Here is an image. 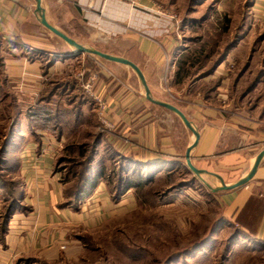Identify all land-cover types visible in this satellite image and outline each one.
Returning <instances> with one entry per match:
<instances>
[{
  "label": "rangeland",
  "instance_id": "374dc122",
  "mask_svg": "<svg viewBox=\"0 0 264 264\" xmlns=\"http://www.w3.org/2000/svg\"><path fill=\"white\" fill-rule=\"evenodd\" d=\"M115 2L159 15L176 44L173 57L168 50L165 52L166 57L171 56L169 66L175 64L170 78L172 85L168 83L174 88V97L166 92L171 86L164 84L165 95L157 98L180 108L193 124L192 113L186 107L202 109L213 105L228 118L236 117L239 108L264 114V0ZM45 3L56 22L53 25L79 43L112 54L118 51L116 36L92 27L81 16L78 0H45ZM38 32L68 48L45 26ZM3 43L0 42V55L12 49ZM200 48L204 49L201 56L197 51ZM32 54L36 56L35 51ZM80 54L85 61L78 63L75 73L85 71V76H89L94 72L98 77L96 87L103 84L106 75L116 84H123L130 74L129 81L142 90L139 78L126 66L90 53ZM39 56L43 58L44 73L49 60L47 55ZM191 56L194 60L186 67L191 74L182 83H176L180 61ZM46 82L47 91L55 88L57 92L52 102L56 117L48 128L35 125L31 128L28 118L39 116L30 107L31 99L16 93L11 84L0 88V239L8 233L13 217L33 215L37 210L36 202L42 193L41 189H31L37 182L30 180L27 168L45 162L42 156L45 153V157L53 158L52 181H48L51 193L46 199L51 200L54 211L67 212L69 220L61 228L45 225L38 231L47 230L45 236L50 241L47 247L58 242L56 249L21 255L14 264H264V242L241 226L242 223L252 229L256 226L260 201L239 220L225 216L220 191L214 192L205 184L214 188L217 180L198 177L188 169L185 152L194 134L175 113L153 104L165 129L180 146L179 163L168 167L164 161V168L155 170L154 180H142L139 160L145 154L127 151V125L114 121L112 126L105 127L80 86L76 97L78 105L84 106L82 113L80 107H66L73 98L71 91L56 88L58 81ZM196 101L203 103L199 105ZM236 131L243 135L245 130ZM240 138H233L230 145L219 147L215 154L232 147L242 149L248 139ZM262 149L264 139L249 143L244 151L236 153L224 172L228 181L245 175ZM82 151L84 157L80 155ZM216 155L209 166L215 165ZM86 174L92 175L97 186L91 188L88 184V193H79ZM129 181L139 185L128 188Z\"/></svg>",
  "mask_w": 264,
  "mask_h": 264
},
{
  "label": "crops",
  "instance_id": "0c3cea01",
  "mask_svg": "<svg viewBox=\"0 0 264 264\" xmlns=\"http://www.w3.org/2000/svg\"><path fill=\"white\" fill-rule=\"evenodd\" d=\"M115 3V0H78V4L82 7L81 16L88 20L92 27H99L100 30L109 31L116 36L114 42L117 43L118 51H113V55L123 56L141 68L155 98L165 95L164 76L169 64L168 61L171 62L170 58L174 56L173 51L176 45L173 38L165 30L159 15L154 16L150 12H142L143 10H140L139 6L134 8L128 4L122 5L117 2L115 5ZM42 6L48 21L56 24L51 19L49 5L45 3V0H42ZM101 6L102 9H100ZM114 7H118V9L115 10ZM123 9H126V12H123ZM36 10V0H0V42H4L1 45L7 43L12 47V49L8 48L5 54L0 55L2 74L0 76V88H4L6 84H11L16 93L23 94L28 99H34L45 89L46 81L49 80V83L58 81L65 83L67 89L71 91L69 93L73 95L66 107L72 109L73 107H80L78 105L79 98L76 97L79 82L75 71L78 69V63L85 60L80 56V53L74 52L69 45L68 48H63L58 40L49 36H42L38 32L44 26L41 24ZM123 21L125 22L123 23ZM20 48H28V51L24 52ZM167 50L171 52L170 58L165 56ZM32 51L36 52V56L32 54ZM39 54L47 55L50 63L47 70L43 71L44 73L41 72V60L43 58L41 59L42 56ZM126 67L132 70L128 66ZM173 72L174 65L168 74L169 84L172 83L173 79L170 78ZM106 77L103 84L97 85V89L108 101L110 119L113 122L117 121V123L127 125V137L129 138L127 151L144 153L145 155L139 160L142 162L163 163L166 161L167 165L174 162L178 163L180 146L176 145L165 129L163 118L153 108L155 107L154 103L145 97L141 83L143 91L129 81L131 79L130 74L127 76V82L123 84H116L112 78L110 79V76L106 75ZM73 83H75L74 86ZM172 88V86L169 88L171 92L168 90L166 92L174 97ZM87 100L90 105L93 104L90 99ZM196 102L199 105L203 103L202 101ZM195 106L197 107V105ZM82 108L84 109V106ZM82 108H79L81 113ZM92 108L95 110L94 104ZM186 109L191 111L193 125L199 132L198 143L191 151V160L197 168L211 172L201 175L217 180L214 188L222 187L223 182L232 184L245 176L252 166L245 175L232 182L228 181L227 174L225 175L224 172L228 171L236 153H240L241 150L244 151L249 143H260L264 139L263 112L253 113V111L248 112L244 108H239L236 117L228 118V116L218 112L217 107L213 105H208L202 109L187 107ZM237 128L245 130L243 135L236 131ZM240 136L246 141L248 139V143L242 149L232 147L229 150L220 151V155L215 154V150L219 147L230 145L233 138L239 139ZM194 140L195 135L193 142ZM237 142L239 143V140ZM33 154L37 155L35 151ZM45 155L46 153L42 154L43 160L46 159L45 162L35 163L27 168L29 169L30 180L33 183L37 182L35 185L33 184L31 189L37 191L41 189L42 193L36 202L37 210L34 211V214L32 213L33 215L13 217L8 233L5 238L0 239V264H14L13 261L21 255L31 256L38 251L47 253L50 249L58 247V242H53V247H47L50 244L48 236H45L46 233L48 234L47 230L46 232H38L45 225L61 228L69 220L67 212L54 211L53 203L46 199L51 193L48 181H52L51 161L53 158L45 157ZM215 155V165L209 166V162ZM255 159L252 165H254ZM259 165L247 184L234 189L219 190V200L225 216L235 219L246 215L249 210L255 208L254 203L260 201L256 226L253 229L246 223H242L241 226L253 237L264 242V157ZM213 173L221 175L223 181L219 180ZM57 190L58 188L55 189V192Z\"/></svg>",
  "mask_w": 264,
  "mask_h": 264
},
{
  "label": "water",
  "instance_id": "95a60500",
  "mask_svg": "<svg viewBox=\"0 0 264 264\" xmlns=\"http://www.w3.org/2000/svg\"><path fill=\"white\" fill-rule=\"evenodd\" d=\"M36 9H37L36 12L38 13L39 20H40L41 24H43V26H45L48 30H50L56 36L61 38L65 43H67L69 45V47H71V49L74 52L90 53V54L99 56L103 59L113 61L116 63H120V64L126 65L129 68H131L134 71V73L136 74V76L139 78V81H140V83L143 87V90H144L145 97L149 101H151L152 103L157 104V105L171 111L172 113H175L182 120V122L185 124V126L187 128H189L193 132V134L195 135L194 142L186 150L185 157H186V162H187L188 168L198 177H201V174H203V173H211L207 170L197 168L194 165V163H192V161H191V151L193 150V148H195V146L198 143V139H199L198 130L195 128L193 123L186 116V113H184L180 108H178L177 106H175L172 103H169V102H166V101H163V100H160V99H157L154 97V95L152 94L151 89L147 83V80H146V77H145L143 71L141 70V68L136 63H134L133 61H131L127 58H124L123 56L113 55V54L101 51L97 48L92 47V45L87 46V45H84L82 43H79L76 39H74L73 37H71L67 33L58 29L56 26L51 24L48 21V19L46 18L45 9L42 6V0H36ZM263 157H264V149H262L257 154L254 165L252 166L250 171L245 176H243L242 178H240L239 180H237L236 182H234L232 184H226L223 182L222 187H219V188H213L206 182H205V184L214 192H217L221 189H234V188L240 187L242 185H245L248 182H250L251 178L254 176L258 166H260L259 164H260L261 160L263 159ZM213 174L216 175L219 178V180L223 181V178L221 175L216 174V173H213Z\"/></svg>",
  "mask_w": 264,
  "mask_h": 264
},
{
  "label": "trees",
  "instance_id": "16d2710c",
  "mask_svg": "<svg viewBox=\"0 0 264 264\" xmlns=\"http://www.w3.org/2000/svg\"><path fill=\"white\" fill-rule=\"evenodd\" d=\"M229 22H230V18L227 17V27L229 26V24H228ZM197 51H198L199 56H201L202 53H204V49H202V48H200V50H197ZM191 60L193 62L194 57L191 56V57H188L186 60L180 61L178 69H177V73H176V83H178V84L182 83L191 74L190 68H186L187 64H189L188 62L189 61L191 62ZM55 86H56V88L60 87L61 91H64L65 89L67 90L65 83L58 82L57 84H55ZM56 93L57 92L55 91V88H51L48 91L45 88L42 92L39 93V95L37 97L30 100V107H32L37 113H39L38 114L39 116H36L35 118H33L32 115L30 117H29V115L27 116V117H29L28 122H29L32 129H34L33 125H35L36 128H48V126L49 127L53 126L51 124L55 120V117H56L55 116V112H56L55 110L56 109L54 107H52V102L54 101L53 96H55ZM6 106H9V105H6ZM30 112H31V110H30ZM28 113H29V109H28ZM32 119H33V121H32ZM84 153L85 152L82 151V153L80 154L81 157H84V155H85ZM91 159H93V158H91ZM89 162L91 163L92 160H90ZM139 163H141V166H139V170H140L139 175L141 177H143V178H141L142 180L147 178L146 180H148V181L154 180V178L156 177V174L154 175L155 170L159 169V168H164V165H165L164 162L163 163L139 162ZM173 166H174L173 163H169V165H168V167H173ZM83 179H84L83 184H82L81 188L78 190L79 193L80 192L82 193V191L85 194L88 193L89 190L86 189V186L88 184H90L91 188H95L97 186V182H96V180H94V178H92V175L86 174V176L83 177ZM135 185L137 186L139 184L132 183L129 181L127 186H128V188H131Z\"/></svg>",
  "mask_w": 264,
  "mask_h": 264
},
{
  "label": "built area",
  "instance_id": "2783aa9c",
  "mask_svg": "<svg viewBox=\"0 0 264 264\" xmlns=\"http://www.w3.org/2000/svg\"><path fill=\"white\" fill-rule=\"evenodd\" d=\"M168 63L170 64V62L168 61ZM167 67V71H166V75L164 76V83L165 86L168 87V74H170V70L172 68V66L175 64H173L172 66ZM169 72V73H168ZM78 82H79V86L81 87V89L83 90L84 93H86L85 95L93 102L95 109L97 110V116L98 119L106 126H112L111 124H113V121L110 119V115H109V104L108 101L105 99V97L98 91L97 87H96V83H97V75L93 72L90 73L89 76H85V71H80L76 74ZM170 86V85H169ZM168 91H170V89L168 88Z\"/></svg>",
  "mask_w": 264,
  "mask_h": 264
}]
</instances>
